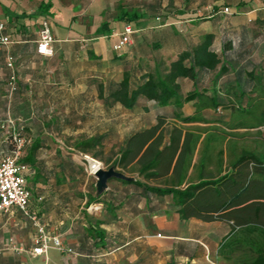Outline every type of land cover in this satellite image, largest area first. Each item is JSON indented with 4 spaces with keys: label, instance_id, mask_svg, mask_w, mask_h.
Segmentation results:
<instances>
[{
    "label": "crops",
    "instance_id": "1",
    "mask_svg": "<svg viewBox=\"0 0 264 264\" xmlns=\"http://www.w3.org/2000/svg\"><path fill=\"white\" fill-rule=\"evenodd\" d=\"M117 1L0 0V19L11 39L0 49V115L23 126L28 137L19 161L27 166L30 209L71 249L32 254L36 228L12 207L0 211V264H227L218 254L229 233L226 222L182 218L171 195L149 194L120 178H109L98 191L95 176L85 170L81 154L113 160L128 136L154 124L157 114L170 117L175 110L144 97L131 109L99 98L94 82L118 79L124 70L139 76L158 62L166 65L173 59L162 58L161 52V58L156 53L146 58L148 28L166 24L150 14L146 4H128L129 10L120 7L115 13ZM124 11H135L140 19L130 22L135 29L130 42L115 51L113 45L127 23L117 19ZM43 20L49 22L54 37L50 56L36 51ZM7 54L15 67L12 93L7 87ZM188 90L182 89L183 94ZM87 97L91 100H84ZM181 112L191 115L193 101L184 103ZM87 140H95V147L85 151L74 147ZM8 151L0 132V156ZM99 151L101 157L95 156ZM121 172L130 180L143 181L136 172Z\"/></svg>",
    "mask_w": 264,
    "mask_h": 264
},
{
    "label": "trees",
    "instance_id": "2",
    "mask_svg": "<svg viewBox=\"0 0 264 264\" xmlns=\"http://www.w3.org/2000/svg\"><path fill=\"white\" fill-rule=\"evenodd\" d=\"M229 8L235 13L234 7ZM155 16L164 21V16ZM139 18L135 11L117 17L127 23ZM213 38V33L204 32L199 41L182 46L166 65L158 62L139 76L124 70L118 79H100L95 84L105 104L119 103L131 109L144 97L160 106L175 107L171 118L157 114L154 124L128 136L113 160L99 161L106 168L136 172L143 180L123 182H133L149 194L171 195L182 218L226 222L230 229L218 254L227 264H264V154L245 144L238 134L264 125V66L247 73L249 89L239 84L241 70L232 72L230 82L228 74L235 67L225 52L230 45L223 44L218 53L212 47ZM157 51L156 57L161 58ZM203 72H214L209 89L199 87ZM224 76L225 88L220 90L217 84ZM183 79L191 82L184 94ZM189 101H193L194 112L183 115L181 107ZM218 109H225V115L215 120L204 116V111ZM17 128L26 137V146L25 130ZM5 142L9 151L2 154H11L14 143L8 137ZM95 145V140H87L77 141L74 147L85 151ZM94 155L101 157L100 151Z\"/></svg>",
    "mask_w": 264,
    "mask_h": 264
},
{
    "label": "rangeland",
    "instance_id": "3",
    "mask_svg": "<svg viewBox=\"0 0 264 264\" xmlns=\"http://www.w3.org/2000/svg\"><path fill=\"white\" fill-rule=\"evenodd\" d=\"M128 4H143V7L146 4L151 10L150 14L156 13L165 17L161 22L166 25L148 28L149 34L145 36L146 46L150 48L152 55L149 54L146 58L151 59L155 51L161 49L157 52L162 53V58L171 60L182 46L199 41L204 32H211L214 35L212 47L216 52H220L219 49L223 44L230 45V48L225 51L228 59L235 66L228 74V78L231 77L230 82H232L233 73L236 74V71L241 70L239 84L242 88L249 89L251 82L247 73L264 66V0H140L134 2L119 0L115 5V13L119 12L120 7L128 9ZM224 6L234 7L235 13H220L218 10ZM136 10L139 13L142 12L139 9ZM153 14L147 19H152ZM155 44H158V47ZM202 75L200 89L211 88L214 72H203ZM225 78V76L220 78L217 84L220 90L225 88L223 87ZM82 84L79 81V89ZM91 84L92 82L88 83V85ZM93 84L95 86L96 83ZM182 87L183 89L191 88V82L182 80ZM84 100L90 101L91 97ZM225 112V109L206 110L204 116L208 120H215L225 115ZM238 134L241 135V140L245 144L251 145L257 152L264 154V125L240 130ZM74 150L69 151L79 155Z\"/></svg>",
    "mask_w": 264,
    "mask_h": 264
},
{
    "label": "built area",
    "instance_id": "4",
    "mask_svg": "<svg viewBox=\"0 0 264 264\" xmlns=\"http://www.w3.org/2000/svg\"><path fill=\"white\" fill-rule=\"evenodd\" d=\"M220 13H230V8L224 6L218 10ZM5 23L0 19V49L7 47L11 43L10 37L4 33ZM135 32L130 23H126L120 32L117 42L113 45V50L120 51L131 40V35ZM54 42L51 26L47 20H43L38 31L36 41V51L43 56H50L53 53L52 43ZM5 66L8 69V92L12 93L16 87V75L13 58L10 54L6 55ZM0 131L14 143V150L11 154L0 157V211H9L12 207L18 208L27 216L36 228V234L32 238L34 255L45 254L49 248H56L60 251L70 252L71 249L65 247L59 236L50 234L44 224L39 220L35 213L30 209V191L26 185V164L19 161L23 148L27 142L21 130L16 127L11 117L5 119L0 115ZM85 164L86 172L94 176L95 172L103 167L102 162L87 155L81 154ZM98 209V206H91Z\"/></svg>",
    "mask_w": 264,
    "mask_h": 264
},
{
    "label": "water",
    "instance_id": "5",
    "mask_svg": "<svg viewBox=\"0 0 264 264\" xmlns=\"http://www.w3.org/2000/svg\"><path fill=\"white\" fill-rule=\"evenodd\" d=\"M95 178H96V189L98 191H102L106 185H107V180L111 177L115 178H120V179H131V177L126 176L123 172L117 170L113 166H109L107 168L100 167L96 172H95Z\"/></svg>",
    "mask_w": 264,
    "mask_h": 264
}]
</instances>
